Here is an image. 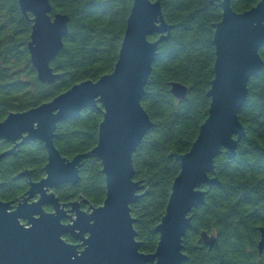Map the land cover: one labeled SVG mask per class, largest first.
<instances>
[{"label":"water","instance_id":"water-1","mask_svg":"<svg viewBox=\"0 0 264 264\" xmlns=\"http://www.w3.org/2000/svg\"><path fill=\"white\" fill-rule=\"evenodd\" d=\"M18 1L24 14L33 15L28 50L38 79L53 83L59 74L51 62L64 46L70 17L52 14L50 0ZM219 2L223 11L215 24L216 58L207 92L211 99L208 117L190 150L174 154L180 172L156 226L160 237L155 252L140 249L134 226L131 204L144 194V185L135 179L133 155L154 126L142 99L159 43L170 36L172 26L159 0H133L112 72L95 81L76 83L38 106L11 111L0 121V140L13 143L0 153V159L16 155L22 145L34 140L44 143L48 155L41 179L33 180L29 168L19 172L18 176L29 180L21 200L13 206L0 198V264H183L187 259L183 241L192 226L191 212L205 203L203 187L219 184L218 176H211L216 157L223 149L230 158L236 156L238 143L246 134L239 113L248 96V83L264 64L260 54L264 48V0L243 12L235 11L231 0ZM152 35L158 38L152 40ZM188 91L187 85L171 82L177 100H185ZM97 104L102 106L103 119L96 146L72 158L64 156L54 142L58 123ZM89 154L102 162L104 202L88 209L81 207L79 199L61 202L55 189L80 181L82 161ZM83 202L88 203L86 199ZM48 205L52 211L45 209ZM261 231L260 252L264 248L263 227ZM67 235L79 244L68 241ZM201 239L210 248L218 240L207 231L201 232Z\"/></svg>","mask_w":264,"mask_h":264},{"label":"trees","instance_id":"trees-1","mask_svg":"<svg viewBox=\"0 0 264 264\" xmlns=\"http://www.w3.org/2000/svg\"><path fill=\"white\" fill-rule=\"evenodd\" d=\"M50 1L52 14L66 13L70 21L64 46L51 62L58 78L43 83L28 50L33 15L24 14L18 0H0V121L11 111L38 106L76 83L98 80L114 69L133 0ZM159 1L172 28L170 36L159 43L142 99L154 126L133 155L135 179L142 181L144 194L131 204V212L140 249L145 253L156 250L160 237L156 226L180 172L174 154L190 150L208 117L211 99L207 92L216 58L215 24L223 11L219 0ZM259 1L231 0V6L243 12ZM260 54L264 60V48ZM173 81L189 87L185 100L179 101L171 93ZM248 88L239 113L246 134L234 158L223 149L215 159L211 176H218L219 184L204 186L205 203L191 212L192 226L183 241L187 255L183 264H264V248L262 252L259 249L264 228V64L258 76L249 80ZM102 119L100 104L84 108L77 117L58 123L55 145L69 158L91 151L97 144ZM12 145L0 140V153ZM47 160L40 140L22 145L16 155L1 158L0 198L14 206L29 187V180L18 176L19 172L29 168L31 178L39 180L45 175ZM55 192L63 203L79 199L85 209L101 205L106 197L101 160L89 154L82 161L80 181L62 184ZM202 231L217 235L213 248L201 239ZM66 239L74 242L70 235Z\"/></svg>","mask_w":264,"mask_h":264},{"label":"flooded vegetation","instance_id":"flooded-vegetation-1","mask_svg":"<svg viewBox=\"0 0 264 264\" xmlns=\"http://www.w3.org/2000/svg\"><path fill=\"white\" fill-rule=\"evenodd\" d=\"M13 144V143H12ZM21 172V171H20ZM32 174V173H31ZM24 197V196H23ZM82 207V206H81ZM46 208H50V210H48V211H52L53 210V208H52V206L51 205H48V206H45V209ZM72 237V236H71ZM73 239H74V243H78L79 244V241L78 240H76L74 237H73ZM71 242H73V241H71ZM80 248H82V247H80Z\"/></svg>","mask_w":264,"mask_h":264},{"label":"rangeland","instance_id":"rangeland-1","mask_svg":"<svg viewBox=\"0 0 264 264\" xmlns=\"http://www.w3.org/2000/svg\"><path fill=\"white\" fill-rule=\"evenodd\" d=\"M83 208V207H82ZM85 209V208H84Z\"/></svg>","mask_w":264,"mask_h":264}]
</instances>
